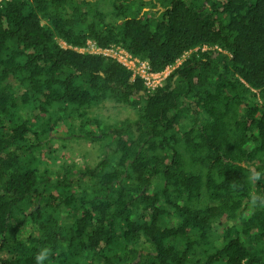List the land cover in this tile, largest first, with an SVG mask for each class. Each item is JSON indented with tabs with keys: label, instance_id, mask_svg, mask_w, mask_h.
Wrapping results in <instances>:
<instances>
[{
	"label": "trees",
	"instance_id": "trees-1",
	"mask_svg": "<svg viewBox=\"0 0 264 264\" xmlns=\"http://www.w3.org/2000/svg\"><path fill=\"white\" fill-rule=\"evenodd\" d=\"M88 41L154 72L185 59L149 91ZM106 103L130 115H92ZM40 254L264 264V0H0V264Z\"/></svg>",
	"mask_w": 264,
	"mask_h": 264
},
{
	"label": "built area",
	"instance_id": "built-area-1",
	"mask_svg": "<svg viewBox=\"0 0 264 264\" xmlns=\"http://www.w3.org/2000/svg\"><path fill=\"white\" fill-rule=\"evenodd\" d=\"M63 46L66 47V45ZM75 50L80 53L103 55L118 61L132 72V79H142L145 88L149 91H153L161 86L185 59V57H183L177 60L175 64L166 67L164 70L154 72L151 70V65L148 61L135 57L121 47L111 46L104 48L96 45L92 41H88L84 47L75 48Z\"/></svg>",
	"mask_w": 264,
	"mask_h": 264
},
{
	"label": "rangeland",
	"instance_id": "rangeland-1",
	"mask_svg": "<svg viewBox=\"0 0 264 264\" xmlns=\"http://www.w3.org/2000/svg\"><path fill=\"white\" fill-rule=\"evenodd\" d=\"M62 45H65V44L63 43ZM92 115L93 116L99 115L100 117L105 119L107 122L114 123L116 121H119V120H122L128 117L130 115V111L123 109V107H118V106H115L114 104L106 103V104H99L97 107H95ZM56 137H57L56 142L58 145L63 146V144L65 143L70 148L69 150H63L64 152L62 151L63 153H61V155L62 156L70 155L72 157H75V158H72V160L70 161L72 165L75 162L78 163L79 165H84L85 162H87V160L84 158L85 156L83 155V153L87 154V157L90 161L93 160V158L95 160L96 157L93 156V154L95 153V150L93 151L94 145L92 143L88 141H74V139H72L71 142L69 143L68 142L69 138H67V135L65 134V132L57 133ZM61 139H64V140H61ZM87 152H89V154ZM61 164L62 163H57L54 166L55 169L58 170V168L61 167Z\"/></svg>",
	"mask_w": 264,
	"mask_h": 264
},
{
	"label": "clouds",
	"instance_id": "clouds-1",
	"mask_svg": "<svg viewBox=\"0 0 264 264\" xmlns=\"http://www.w3.org/2000/svg\"><path fill=\"white\" fill-rule=\"evenodd\" d=\"M44 255L40 254L37 256V261H38V264H40V262L44 259Z\"/></svg>",
	"mask_w": 264,
	"mask_h": 264
}]
</instances>
